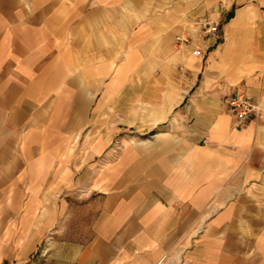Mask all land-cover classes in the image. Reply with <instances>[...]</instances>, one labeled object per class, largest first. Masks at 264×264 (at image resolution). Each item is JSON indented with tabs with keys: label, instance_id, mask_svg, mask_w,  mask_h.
<instances>
[{
	"label": "crops",
	"instance_id": "0c3cea01",
	"mask_svg": "<svg viewBox=\"0 0 264 264\" xmlns=\"http://www.w3.org/2000/svg\"><path fill=\"white\" fill-rule=\"evenodd\" d=\"M219 16L204 40L199 21ZM119 82L143 84L135 113L158 133L119 157L109 142L103 177L94 154L56 182L48 149L84 132L94 98H130ZM240 91L261 107L244 128L223 104ZM6 168L16 194L92 197L82 264H264V0H0L2 196Z\"/></svg>",
	"mask_w": 264,
	"mask_h": 264
},
{
	"label": "rangeland",
	"instance_id": "374dc122",
	"mask_svg": "<svg viewBox=\"0 0 264 264\" xmlns=\"http://www.w3.org/2000/svg\"><path fill=\"white\" fill-rule=\"evenodd\" d=\"M198 48L202 49L201 55L205 53L204 47L197 46L196 50ZM125 84L117 83L113 91L128 90L130 98H94L86 115L84 132L69 133L64 136L69 140L68 145L48 149V153L64 157V163L58 164L63 167L56 182H60L63 176L73 177L92 166L94 154L96 176L103 177L107 173L109 142H113L112 149L119 157L124 150L121 145L124 140L150 139L158 133V129L149 131L147 122L138 121L140 115L135 113V109L139 113L142 106L139 97L143 84L131 82L126 88ZM148 86L150 88L151 84ZM124 108H132V112L126 115L127 123L125 117L120 116ZM21 136L27 138L28 130H22L17 136L13 151L16 155L24 149ZM72 140L76 142L73 144ZM11 171L6 168V194L0 195V264H82L79 253L94 235L92 211L87 208L92 197L72 194L71 189L61 194H16L13 180L9 178L13 174ZM31 230L33 235L30 236Z\"/></svg>",
	"mask_w": 264,
	"mask_h": 264
},
{
	"label": "built area",
	"instance_id": "2783aa9c",
	"mask_svg": "<svg viewBox=\"0 0 264 264\" xmlns=\"http://www.w3.org/2000/svg\"><path fill=\"white\" fill-rule=\"evenodd\" d=\"M225 9L223 4L219 5V14ZM224 19L219 16L216 18L205 17L198 25L201 28L202 37L219 38L220 30ZM178 46H190L193 40L190 37L178 36L176 38ZM201 48L195 51V54L201 55ZM223 104L230 115L235 119V124L238 128H244L256 120L260 113V104L246 92L240 91L228 95L224 98Z\"/></svg>",
	"mask_w": 264,
	"mask_h": 264
}]
</instances>
